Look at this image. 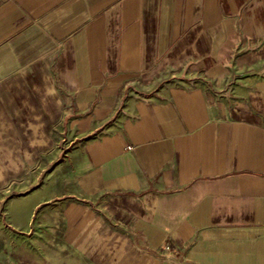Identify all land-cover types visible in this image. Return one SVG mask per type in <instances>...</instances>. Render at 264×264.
I'll list each match as a JSON object with an SVG mask.
<instances>
[{"label": "crops", "instance_id": "obj_1", "mask_svg": "<svg viewBox=\"0 0 264 264\" xmlns=\"http://www.w3.org/2000/svg\"><path fill=\"white\" fill-rule=\"evenodd\" d=\"M30 178L38 264H264V0H0V195Z\"/></svg>", "mask_w": 264, "mask_h": 264}, {"label": "rangeland", "instance_id": "obj_2", "mask_svg": "<svg viewBox=\"0 0 264 264\" xmlns=\"http://www.w3.org/2000/svg\"><path fill=\"white\" fill-rule=\"evenodd\" d=\"M29 182L24 184L21 180H15L14 191L7 195H0V264H38L37 252L39 250L38 242L30 244L24 243L22 234L18 230H14L9 224L5 214L6 198L11 195H16L22 188H32L37 178H30ZM24 186V187H23Z\"/></svg>", "mask_w": 264, "mask_h": 264}, {"label": "built area", "instance_id": "obj_3", "mask_svg": "<svg viewBox=\"0 0 264 264\" xmlns=\"http://www.w3.org/2000/svg\"><path fill=\"white\" fill-rule=\"evenodd\" d=\"M169 257H170L172 260L177 261V259L174 257V255H170Z\"/></svg>", "mask_w": 264, "mask_h": 264}]
</instances>
